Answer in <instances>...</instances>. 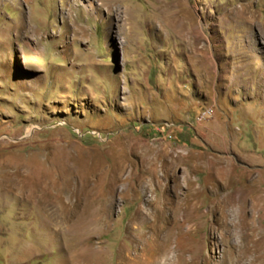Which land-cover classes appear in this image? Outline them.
<instances>
[{
	"label": "rangeland",
	"instance_id": "obj_1",
	"mask_svg": "<svg viewBox=\"0 0 264 264\" xmlns=\"http://www.w3.org/2000/svg\"><path fill=\"white\" fill-rule=\"evenodd\" d=\"M0 264H264V0H0Z\"/></svg>",
	"mask_w": 264,
	"mask_h": 264
},
{
	"label": "built area",
	"instance_id": "obj_2",
	"mask_svg": "<svg viewBox=\"0 0 264 264\" xmlns=\"http://www.w3.org/2000/svg\"><path fill=\"white\" fill-rule=\"evenodd\" d=\"M205 114V112L204 113H202V115L201 114H199V116H198V119H200L201 117H203V115Z\"/></svg>",
	"mask_w": 264,
	"mask_h": 264
},
{
	"label": "bare ground",
	"instance_id": "obj_3",
	"mask_svg": "<svg viewBox=\"0 0 264 264\" xmlns=\"http://www.w3.org/2000/svg\"><path fill=\"white\" fill-rule=\"evenodd\" d=\"M230 198H232V197H230Z\"/></svg>",
	"mask_w": 264,
	"mask_h": 264
}]
</instances>
